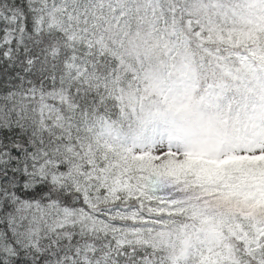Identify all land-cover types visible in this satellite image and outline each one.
<instances>
[{"label": "snow or ice", "instance_id": "obj_1", "mask_svg": "<svg viewBox=\"0 0 264 264\" xmlns=\"http://www.w3.org/2000/svg\"><path fill=\"white\" fill-rule=\"evenodd\" d=\"M186 9L0 0V264H146V154L111 138L113 89L128 46Z\"/></svg>", "mask_w": 264, "mask_h": 264}, {"label": "trees", "instance_id": "obj_2", "mask_svg": "<svg viewBox=\"0 0 264 264\" xmlns=\"http://www.w3.org/2000/svg\"><path fill=\"white\" fill-rule=\"evenodd\" d=\"M186 2L188 14L184 16L178 31L167 34L160 33L151 37H154L157 42L169 45H171L170 43L176 44V41H180L182 36H185L186 39L189 35H193L203 40L202 44L198 43V40L195 41V46L199 49V52L197 50L198 60L195 64L190 65L188 74L193 71L194 74L191 73L192 81H189L190 86H187L184 91H188L189 95H200L202 99L207 100L210 106L216 108L218 113L220 110L222 114V111L227 110L228 107L231 110L226 115L225 123L221 124V130L201 145L192 146L177 139L181 141L182 147H187L188 150L194 151L199 148L206 151L210 157L214 152H218L226 158L231 151L248 149L250 147L249 140H252L251 134L247 135L244 128H240L239 124L236 125L239 122V120L236 122V117L240 118V115H243L250 119H256L254 116L257 115V112L259 115L263 114L261 107L264 103L254 102L252 96L259 95L261 99H264V31L258 21L261 14L264 13V0H186ZM249 29L253 34L239 45L237 38L241 37L242 39L243 35L250 31ZM201 49L205 50L204 57L200 56ZM176 53L177 50H172L173 55ZM124 64L122 60L121 71L114 83L113 95L115 99L109 115L110 128L114 133L111 138L116 143L132 142L139 146H146L153 140L168 139L172 142L173 133L164 124L156 123L152 118V112L147 116H139L138 114L141 115L142 112L131 113L130 109H123L122 106L120 110L118 109L119 103L116 98L122 88L137 87L135 92L143 93L142 87L138 86L141 85L138 73L143 74V67L136 69L135 66H132L130 71L125 72ZM164 75L167 74L164 73ZM249 91L252 96H249L248 99H246L247 96L241 97L242 93L249 94ZM148 99L151 108L157 103L166 101L165 99L161 100L159 96ZM146 102L149 107L147 99ZM144 122L147 123L144 124ZM259 123L263 125L258 120L257 124ZM128 124H131V127L138 125L136 131L139 138L132 137ZM189 157L195 156L187 158L189 159ZM228 160H222V164L227 168H232L230 167L232 164L229 163L231 160ZM198 162L200 163V161ZM191 163L182 168L185 170L180 174L178 183H174L172 186L154 189L150 185H143L138 180L145 193L146 211L150 209L147 211V223L144 225L141 237L143 249L147 250L146 264H219V262L221 264H259L260 253L255 251L252 246L254 257L252 261H249V256L240 253V247L244 245L245 239L242 234L239 235L241 239L239 242L238 236L234 241L229 235L224 238L221 236L222 232H216V242L220 249L227 245L229 251L236 245L233 251L237 255V261L230 260L231 257L227 256V259L216 262L213 257L215 249L207 252L205 247L207 236L209 235V239L214 237V234L209 233L210 228L218 227L220 230L219 224L212 225L205 219L207 209L202 206L205 205V200L208 198L210 199L207 200V203L211 205V196L208 195V191L214 190L213 187H215L222 193V197H217V194H213L212 197L218 198L219 201L226 200L227 194L230 192L229 189L235 184L234 181L240 180V175L237 174L238 170L234 172L233 176L229 178V183H227L228 177L220 174L208 176L212 180L207 179L206 175L198 178V169L195 170L198 164L195 161ZM241 175L245 174L241 173ZM262 226V222L257 223L256 227L260 231L254 233L250 239L263 232ZM205 232L206 238L203 236ZM208 255L211 256V259L208 258Z\"/></svg>", "mask_w": 264, "mask_h": 264}, {"label": "rangeland", "instance_id": "obj_3", "mask_svg": "<svg viewBox=\"0 0 264 264\" xmlns=\"http://www.w3.org/2000/svg\"><path fill=\"white\" fill-rule=\"evenodd\" d=\"M258 21H260L259 26L263 27L264 31V13L261 14ZM252 34V30H250L243 35L244 37H242V39L241 37L237 38L239 45L249 39ZM180 38L182 39L176 41V44L174 43L172 45V43H170L171 45H169L168 43L157 42L156 39L151 36L142 37L140 40L134 42V44L129 45L122 53V60L125 63V72L130 71L132 66H135L136 69L143 67V74L141 75L138 73L141 83V85L138 86L142 87L143 93L138 94V92H135L138 89L137 87H133L132 89L128 87L122 88V94L121 91L118 92L116 98L119 103V110L122 106L123 109H130L131 113L139 111L140 113L142 112L141 115L138 114L139 116H147L152 112L150 100L148 98L159 96L161 100L165 99V102H167L168 93L161 90L159 87L158 78L162 75L170 81L181 85L183 89L190 86L189 81L193 77L190 75L191 73L194 74V71L188 74V70L190 69V65L197 62V50L199 52V49L195 46V41L198 40L197 42L202 44L203 40L193 35H189L186 39L185 36ZM160 41H162V39H160ZM172 50H177V53L173 55ZM202 52L204 53L202 54ZM200 56H205V50H200ZM164 73L167 75H164ZM185 94L189 95L188 91L185 92ZM249 96H252L251 92L249 94L247 92L241 94V97H246V99H248ZM146 99L149 101V107ZM263 107L264 105L261 107L262 113ZM138 108L139 110H137ZM230 110L231 109L228 107L227 110L222 111V114L219 110L221 124L225 123L226 115ZM254 117L257 121L254 118L250 119L243 115H240V118L239 116L236 117V122L239 120L236 125L238 126L239 124L240 128H244L245 132L248 133L247 135L250 136L251 134L252 137L250 138H252V140H249L250 147L248 149L231 151L226 158L218 152H214L210 157L206 154V151L200 150L199 148L194 151L188 150L187 147H182L181 141L178 140L176 136L172 138V142L168 139L153 140L147 143L146 146H139L132 142L117 143L125 149L146 154L145 165L143 170L137 175V179L142 182L143 185H150L151 188L154 189L172 186L174 183H178L180 174L185 170H182V168L193 161L198 164V168H195V170L198 169V178L206 175L207 179H210L208 176L220 174L221 176L225 175L226 178L228 177L227 183H229V178L233 176V173L237 170L239 171L237 174L240 175V180L233 182L235 184L229 189L230 192L227 194L226 200L223 199V201H219L218 198L212 197L213 194H217V197L222 195L217 188L212 186L214 190L208 191V195L211 196V205L207 203V200L210 199L208 198L205 200V205L202 206L207 209L205 213L206 221L212 225H220V230L218 227L210 228L209 233L214 234L213 238L209 239V235L207 236L206 232L203 234L204 238L207 236V241L205 243L207 252L215 249L213 257L216 259V262L227 259V256L231 257L230 260L237 261V255L233 251L236 245L229 251L227 245H224L222 249L217 246L216 232L219 231L222 232V237L226 238L229 235L234 241H236L238 236L239 242H241L239 235L242 234L245 239L243 241L244 245L240 247V253L249 256V261H252L254 259L251 249L252 246L255 251H259L260 253V260H258L260 261L259 264L264 263V113L259 115L257 112V115ZM258 120L261 121L263 125H261V123L257 124ZM145 123L147 122H144V124ZM128 127L131 131L130 133H132V137L139 138L137 136L138 132L136 131L138 125L131 127V124H128ZM161 149L164 150L163 154L160 153ZM192 155L195 157L187 158ZM196 159H198L200 163L196 161ZM222 160H228L229 163L232 164V166H230L232 168L225 167L222 164ZM232 170L233 172L231 173ZM240 172L245 175H241ZM226 188L227 186L225 189ZM215 199L217 200L216 202L214 201ZM258 222H262L263 226L261 229L263 232L258 233L255 238L250 239L254 233L260 231L256 227ZM208 258L211 259V256L208 255ZM219 264L221 263L219 262Z\"/></svg>", "mask_w": 264, "mask_h": 264}, {"label": "clouds", "instance_id": "obj_4", "mask_svg": "<svg viewBox=\"0 0 264 264\" xmlns=\"http://www.w3.org/2000/svg\"><path fill=\"white\" fill-rule=\"evenodd\" d=\"M159 87L168 93L165 103L153 105L152 118L170 129L178 139L199 146L221 130V117L200 95H186L183 87L166 77H159ZM256 103H264L259 95L252 97Z\"/></svg>", "mask_w": 264, "mask_h": 264}]
</instances>
